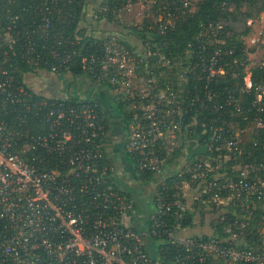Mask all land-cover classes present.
<instances>
[{
  "label": "built area",
  "instance_id": "obj_1",
  "mask_svg": "<svg viewBox=\"0 0 264 264\" xmlns=\"http://www.w3.org/2000/svg\"><path fill=\"white\" fill-rule=\"evenodd\" d=\"M136 1L122 8L101 4L97 18L122 21L123 10ZM71 2L0 0V46H11L0 61V264H163L145 250L149 236L178 245L175 264H264V160L239 163L242 134L264 131L263 85L256 89L255 115L247 129L202 123L211 140L222 142L216 149L207 143V153L222 155L226 150L232 165H214L207 158L187 161L172 185L166 182L173 177L165 176L170 166L166 161L183 150L198 125L197 105L212 101L215 94L209 85L226 73L220 49L207 55V41L220 42L218 32L210 35L209 30L216 32L220 24L202 26L196 43L180 56L163 51L161 43L151 44L158 39H147L138 50L110 37L89 55L69 48L51 51V62L39 54L33 39L39 30L48 37L56 11ZM13 6L22 12L14 13ZM184 6H190L188 0ZM24 10L30 17L39 12L37 28V17L28 24ZM164 10L165 17L159 14L157 19V38L172 25L173 14L167 6ZM21 41L20 49L14 50ZM76 54L83 75L109 88L126 105L130 120L125 152L138 175L166 177L154 195L155 216L147 233L131 226L135 202L110 181L116 166L105 147L110 122L101 104L39 99L25 84L24 63L35 66L32 72L70 73ZM246 77L251 88V75ZM191 78L206 83L203 94L197 85L186 89ZM188 190L200 206L219 214L221 234L175 238L179 225L170 227L168 218L180 220L188 211ZM232 209L234 219L224 225Z\"/></svg>",
  "mask_w": 264,
  "mask_h": 264
},
{
  "label": "trees",
  "instance_id": "obj_2",
  "mask_svg": "<svg viewBox=\"0 0 264 264\" xmlns=\"http://www.w3.org/2000/svg\"><path fill=\"white\" fill-rule=\"evenodd\" d=\"M26 3L29 0H25ZM129 0H104L102 4H108L112 7L122 8ZM135 2L136 0H131ZM186 0H158L155 7L167 6L170 9V13L173 14L171 20V27L168 28L167 33L157 38L156 41H151V44L161 43L163 51L173 55L180 56L189 49V45L196 43L200 32H202V26H216L220 24L221 29L209 30V34L217 33V39L220 41L217 43L215 40L210 39L207 41V55L211 56L217 49L221 50L220 65H222L226 73L220 75L215 79L212 84L209 85L213 90L215 97L212 101H204L197 105L198 125L194 132L186 138V140L192 141L194 145L198 146L200 153H195L188 162L197 161L199 158H207L214 165H225V156L229 154L224 150L222 155L218 152L209 154L206 151L207 143H212L213 147L222 146V142L211 140L212 134L209 131L205 132L202 128V123L207 122L209 125L213 124L215 127L226 126L230 124L241 129H247L248 123H252L253 116L255 115L254 102L257 97V87L264 86V58L261 64L250 68L252 87L248 88L245 83V77L247 76L246 68L249 67L251 61L249 59L248 46L245 39L251 35L252 26L248 25L249 21L258 20L262 13H264V0H198L196 8L192 10L191 6L187 8L184 6ZM87 5V0H72L66 7H60L56 11L52 21V32L48 37H42L43 31L39 30L38 34L34 36L33 42L39 54L53 59L50 55L51 51L65 49H76L77 53L83 55L93 54L100 50L104 41H96L92 36H86V30L79 27L80 23L86 16L84 10ZM28 7L29 5L26 4ZM14 13L22 12L17 6L10 7ZM165 13V10H164ZM25 21L28 24H32V19L37 17V23L33 24L37 28L41 22V15L39 12L34 13L30 17V12L24 10ZM159 12L155 14V18L158 19ZM107 19L113 20L111 16L100 15L98 20ZM4 26V24H2ZM144 38L147 37L144 36ZM60 42V43H59ZM72 42L74 44L72 45ZM21 43L14 44L12 48L14 50L20 49ZM128 45L127 42H123ZM11 46L5 43L0 46V61L3 59V52L10 50ZM252 51V50H251ZM254 51V50H253ZM252 51V52H253ZM14 53V51H13ZM12 54V53H11ZM14 56V55H13ZM15 58V57H14ZM23 67L26 72H32L35 68H31L30 64L24 63ZM38 67L42 68L43 65ZM70 73L74 76H81L84 74L81 64L80 55H73L70 63ZM197 85L196 89L203 94L206 83L203 81L198 82L197 79L191 78L186 89ZM42 99V97H39ZM58 100H51L55 102ZM77 99H70L68 103L75 104ZM100 104V103H99ZM264 105V97H263ZM101 110L105 112L104 105H100ZM246 116H249L250 120H245ZM118 117L120 123L112 122L109 127L110 131L123 130L128 134V121L130 116L127 112L126 105L119 103L118 105ZM110 122V121H109ZM42 131V130H41ZM37 131V133H41ZM201 131L203 134H201ZM242 156L239 159V163L246 165L251 162H260L264 160V131L253 130L247 131L242 134ZM182 154V151L174 153L173 157H170L166 161V166L177 161ZM232 160V159H231ZM233 161H228L227 165L231 166ZM153 174H148L145 177L140 176L144 181H150L154 179ZM177 179V176H173L166 180L167 184L172 185V181ZM233 210L230 214L226 215V222L224 225L229 224L233 219ZM192 222V215L187 211L183 217L178 220L176 216L168 218V225L172 228L179 227L184 228L190 225ZM221 218L214 222L215 234H221ZM159 242L158 259L151 257L153 260L162 262L163 264H175L176 252H178V245L171 243L169 238H156L152 237ZM207 239L206 237H204ZM146 250V249H145Z\"/></svg>",
  "mask_w": 264,
  "mask_h": 264
},
{
  "label": "crops",
  "instance_id": "obj_3",
  "mask_svg": "<svg viewBox=\"0 0 264 264\" xmlns=\"http://www.w3.org/2000/svg\"><path fill=\"white\" fill-rule=\"evenodd\" d=\"M49 75H50L49 77L51 78L49 81L50 82L49 86L39 85V87L38 86L35 87L31 86L32 88L30 86L29 87L32 90H34L37 94H39L41 97H45L49 99H56V100L81 99L76 95L81 96L82 93L74 89L71 90V87L69 86L66 88V91H64L66 80H62V79L63 77L66 76V73L55 74V75H52L51 73ZM83 76L84 75L75 76V77L79 78ZM85 78L86 80H89L87 77ZM89 85L91 86L90 82ZM114 95L115 94L109 88L97 87L96 90L94 88L93 89L90 88L87 89L85 95L83 94L84 98H82L81 100L96 101L101 105H104V110L107 113V115L106 114L105 115L106 118L110 121V126H111L112 122H114L115 119H116L115 122L120 123V118L118 116H114L113 114L114 110L112 109V105H114L115 102L114 99L116 97V95L115 96ZM126 137H127V133H125L123 130L118 129L116 131L115 130L110 131L105 140L106 150L108 154L111 156L116 166V171L111 176L110 181L117 189L125 192L131 198H133L135 202V212L131 215L130 218L131 226L138 232L147 233L150 229L151 223L155 216V209L153 205L154 194L149 185L151 180L148 183V181H144V179H141L140 176L138 175L133 160L125 152ZM193 146H194L193 149L189 147L188 150H186V154L185 152H182L179 160H184V162L186 163V160H188L189 158L191 159V157L195 153L201 152L199 151L197 145H193ZM156 177L159 176H154V179ZM193 196L195 195L193 194ZM187 207H188V211L192 215V222L187 227L184 228L178 227L174 233L175 238L179 240H183V239L199 237V236H203L206 238L213 236L215 234L214 222H216V220L219 219V214L217 212L211 213V211H209L208 209H204L203 207L200 206V202L198 201L194 202L192 200L191 202L189 199V195H187ZM159 245H160L159 242L153 239L152 237L149 236L145 238V249L147 253L155 259H158L160 256Z\"/></svg>",
  "mask_w": 264,
  "mask_h": 264
},
{
  "label": "rangeland",
  "instance_id": "obj_4",
  "mask_svg": "<svg viewBox=\"0 0 264 264\" xmlns=\"http://www.w3.org/2000/svg\"><path fill=\"white\" fill-rule=\"evenodd\" d=\"M103 1L104 0H87V5L84 10L86 16H84V19L79 25L80 28L86 30V36H92L94 39H96V41H104V42H106L110 37H116L122 42H127L129 45L135 46L136 48H138V50H141L139 48H143V45L147 43L146 38H144V36L147 37V39H149L150 41L157 39L158 30H157V19L155 18V14L159 12V14L162 15L163 17H165L164 15H166L162 7L161 8L159 6L155 7V4L158 0L136 1V3L132 4L131 8H128V10H123L120 17L122 21L119 22L116 20L111 21L107 19L98 20L97 13ZM188 2L190 3L192 10H194L196 8L198 0H188ZM263 18H264V13L261 15V17L258 20L248 22V25L252 26V32L251 35L245 39V41L247 43L248 48L250 50H254V52L249 54V58L251 59L252 62L251 66H255L256 64H261L264 58V45L261 43L262 41H264ZM253 40H256V42H253ZM251 66L247 68V71L250 70ZM49 74L51 73H48L47 71H43L40 69H37L35 70V72L32 73L25 72L24 74L25 84L28 87L29 86L39 87V85L49 86L50 83L49 81L51 79L49 77L50 76ZM52 75L55 74L52 73ZM250 75L251 72H249L248 76ZM248 76L246 77V80L249 78ZM83 77L76 78L71 73L70 74L66 73V76L63 77L62 79V80H66L64 91H66V88L69 86L71 87V90L74 89L78 92H81L82 93L81 96L79 95L76 96L82 99L84 98L83 94L84 95L86 94L87 89L94 88L96 90V88L99 87L93 84L90 80H86V78L84 77L85 78L84 79ZM89 82L91 83V86L89 85ZM32 91L36 93L34 90ZM118 99L120 100V97L116 96L114 99L115 100L114 105H112V109L114 110L113 113L114 116H118V105H119ZM193 145L194 144L192 143V141L187 142L182 152H185L186 154V150H188L189 147L193 149L194 147ZM188 160H190V158ZM188 160H186V162ZM226 161L227 162L229 161L228 156L225 158L224 162L226 163ZM183 164H185L184 160H179V159L171 163L169 166V170L167 171L165 176L167 177L175 176V174L179 172ZM158 176L159 177H156L155 179L151 180L149 184L154 195L157 192L158 187L165 181L166 178L161 175ZM187 194L189 195L190 201L192 202L193 200L195 202L193 196L194 193L188 190ZM212 212L215 211H211V213Z\"/></svg>",
  "mask_w": 264,
  "mask_h": 264
}]
</instances>
